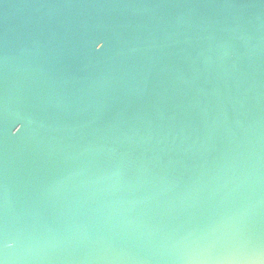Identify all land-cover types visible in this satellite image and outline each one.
<instances>
[{
    "label": "water",
    "instance_id": "water-1",
    "mask_svg": "<svg viewBox=\"0 0 264 264\" xmlns=\"http://www.w3.org/2000/svg\"><path fill=\"white\" fill-rule=\"evenodd\" d=\"M0 261L264 264V0H0Z\"/></svg>",
    "mask_w": 264,
    "mask_h": 264
},
{
    "label": "snow or ice",
    "instance_id": "snow-or-ice-1",
    "mask_svg": "<svg viewBox=\"0 0 264 264\" xmlns=\"http://www.w3.org/2000/svg\"><path fill=\"white\" fill-rule=\"evenodd\" d=\"M93 43L97 50H102L105 48L106 45L110 44V39L107 35L101 32V33L96 34V36L94 37ZM0 264H3V262L0 261Z\"/></svg>",
    "mask_w": 264,
    "mask_h": 264
}]
</instances>
